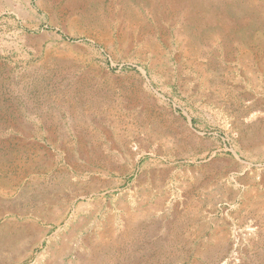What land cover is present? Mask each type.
I'll list each match as a JSON object with an SVG mask.
<instances>
[{
    "label": "rangeland",
    "instance_id": "1",
    "mask_svg": "<svg viewBox=\"0 0 264 264\" xmlns=\"http://www.w3.org/2000/svg\"><path fill=\"white\" fill-rule=\"evenodd\" d=\"M0 264H264V0H0Z\"/></svg>",
    "mask_w": 264,
    "mask_h": 264
}]
</instances>
